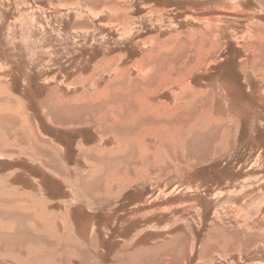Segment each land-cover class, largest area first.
I'll return each mask as SVG.
<instances>
[{
	"label": "rangeland",
	"instance_id": "rangeland-1",
	"mask_svg": "<svg viewBox=\"0 0 264 264\" xmlns=\"http://www.w3.org/2000/svg\"><path fill=\"white\" fill-rule=\"evenodd\" d=\"M0 111V264H264V0H0Z\"/></svg>",
	"mask_w": 264,
	"mask_h": 264
},
{
	"label": "crops",
	"instance_id": "crops-1",
	"mask_svg": "<svg viewBox=\"0 0 264 264\" xmlns=\"http://www.w3.org/2000/svg\"><path fill=\"white\" fill-rule=\"evenodd\" d=\"M254 45H256L257 46V44H254ZM20 107V106H19ZM7 110L8 109H5V112H7ZM22 111H20L19 109L17 110V111H14L13 110V112H9V114H11L12 115V117H13V120L15 121V122H22V124L24 125L26 122H24L23 121V116H22V113H21ZM2 113H3V111H0V115H1V117H3V115H2ZM20 120V121H19ZM37 124V123H36ZM38 125V124H37ZM38 127H39V125H38ZM35 161V160H34ZM13 210L14 209H16V208H12ZM21 210V209H20ZM22 211V210H21ZM21 213V212H20ZM37 219V218H36ZM28 229H30V227L28 228V226H27V229H25L23 232H22V234H27V235H29L28 234ZM36 237H40V236H37V235H35ZM39 241V240H38ZM39 245H40V242H39ZM22 248V247H21ZM31 257H32V260H31ZM34 258H36V259H38V257H36V255L26 246V248L24 249V261H33V259ZM38 261V260H37ZM43 262H45V261H48V259L47 258H43V260H42Z\"/></svg>",
	"mask_w": 264,
	"mask_h": 264
},
{
	"label": "bare ground",
	"instance_id": "bare-ground-1",
	"mask_svg": "<svg viewBox=\"0 0 264 264\" xmlns=\"http://www.w3.org/2000/svg\"><path fill=\"white\" fill-rule=\"evenodd\" d=\"M190 126H191V125H190ZM190 126H187V128H186L187 131H186L185 134H189V133H191V127H190ZM143 132H144V130H141L140 135H139V134H138V135H139V136L144 135ZM130 142H131V139H128V140L125 142L124 146H125V145H129ZM221 144H222V143H220L219 145H221ZM143 149H144V148H143ZM113 171H114V172L112 173V176L110 177L111 179H110V181H109V182H111V183L108 182V184H107L106 187H108V185L112 186V185L114 184V185H116V186H118V187L120 188V186H123V182H124V181L121 180V178L123 179V177H119V175H118L116 169H114ZM115 181L117 182V184L114 183ZM124 183H125V182H124ZM110 186H109V187H110ZM34 245H35V244H34ZM31 246H33V245H30V244L27 245L28 248H30ZM23 248H24V247H23ZM25 248H26V247H25ZM8 250H9V249H8ZM0 253H1V251H0ZM36 257L39 258V257H41V256L38 255V254H36Z\"/></svg>",
	"mask_w": 264,
	"mask_h": 264
}]
</instances>
